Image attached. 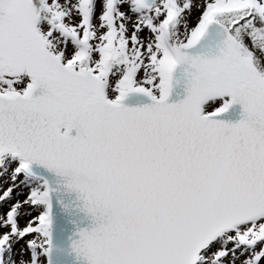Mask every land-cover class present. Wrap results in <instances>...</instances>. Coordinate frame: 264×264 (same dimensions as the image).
Masks as SVG:
<instances>
[{
  "label": "snow or ice",
  "instance_id": "obj_1",
  "mask_svg": "<svg viewBox=\"0 0 264 264\" xmlns=\"http://www.w3.org/2000/svg\"><path fill=\"white\" fill-rule=\"evenodd\" d=\"M5 176L0 264H264V0H0Z\"/></svg>",
  "mask_w": 264,
  "mask_h": 264
},
{
  "label": "rangeland",
  "instance_id": "obj_2",
  "mask_svg": "<svg viewBox=\"0 0 264 264\" xmlns=\"http://www.w3.org/2000/svg\"><path fill=\"white\" fill-rule=\"evenodd\" d=\"M97 12H99V7L97 8ZM198 15H199V11H197L196 9H193L192 16H191V22L192 23H195ZM10 183H11V181H9L6 176L0 177V188H7L10 185ZM27 192H28V189L23 187V186H20L19 188L14 189L15 199L22 201L26 197ZM15 193H20V195L16 196ZM12 202H14V200L9 201L8 204H3L2 206H0V212L6 211ZM33 215H35V213H33ZM28 219H30V217H27V216L21 217L20 223H22L24 225ZM23 247H24L23 241L20 242L18 244V246H15L14 259L18 262V264H19V261H21V259H23L25 261L28 259V253L27 252L22 253ZM237 264H239V262H237Z\"/></svg>",
  "mask_w": 264,
  "mask_h": 264
},
{
  "label": "bare ground",
  "instance_id": "obj_3",
  "mask_svg": "<svg viewBox=\"0 0 264 264\" xmlns=\"http://www.w3.org/2000/svg\"><path fill=\"white\" fill-rule=\"evenodd\" d=\"M15 202V201H14ZM14 202H12V203H14ZM5 210V209H4ZM21 224V226H23V224L22 223H20ZM22 242V241H21ZM16 246H18V244L16 245Z\"/></svg>",
  "mask_w": 264,
  "mask_h": 264
}]
</instances>
